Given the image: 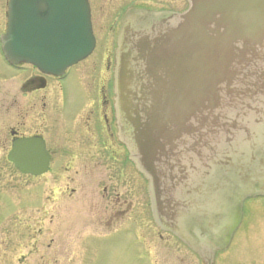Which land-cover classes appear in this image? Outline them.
<instances>
[{
	"label": "water",
	"instance_id": "1",
	"mask_svg": "<svg viewBox=\"0 0 264 264\" xmlns=\"http://www.w3.org/2000/svg\"><path fill=\"white\" fill-rule=\"evenodd\" d=\"M189 2L178 25L177 52L157 62L176 61L170 82L142 72L129 78L124 55L117 83L119 113L133 131L127 144L150 182L157 221L195 248L184 238L186 211H192L187 193L194 187L202 193L215 167L233 163L222 154L230 146L246 142L260 149L264 0ZM7 19L1 43L11 65L25 63L60 77L95 48L88 0H9ZM8 160L24 175L37 177L49 169L39 139L15 143Z\"/></svg>",
	"mask_w": 264,
	"mask_h": 264
},
{
	"label": "flooded vegetation",
	"instance_id": "2",
	"mask_svg": "<svg viewBox=\"0 0 264 264\" xmlns=\"http://www.w3.org/2000/svg\"><path fill=\"white\" fill-rule=\"evenodd\" d=\"M114 1L117 3L107 8L109 3L106 6L104 0H88L95 49L88 59L68 69L63 76L44 75L27 64L11 66L2 56L11 73L0 74V151L13 166L8 156L15 143L30 139L43 141L49 156L48 172L40 177H25L61 181L73 193L76 183L104 184L100 188L104 200L100 203L106 206L105 228L112 229L120 220L128 230L134 223L135 161L127 144L133 134L131 122H124L119 113L118 71L125 55L129 78L131 72H142L155 75L161 82L169 81L171 67L178 69L176 61L168 57L167 64L157 62L172 51L177 52L180 17L191 9V4L189 0ZM5 16L3 13L4 19L0 18L1 26ZM5 30L0 31V38ZM67 83H74L69 95ZM130 109L131 102L127 100L126 110ZM248 145L238 142L230 146L229 153L222 152L232 156L233 163L225 168L215 167L202 193L196 187L187 193L185 200L192 211H186L189 218L184 220L185 239L202 248L211 246L214 240L211 212L208 208L202 213L198 210L210 207V201L224 195V187L219 188L218 182L240 184L245 178L260 179L257 170L260 161L254 164L256 146L249 148L252 154L248 160L244 153ZM77 165L89 175L74 171ZM102 169L111 175L107 178L94 175ZM139 175L146 183L147 192L142 208L146 205L149 210V183Z\"/></svg>",
	"mask_w": 264,
	"mask_h": 264
},
{
	"label": "rangeland",
	"instance_id": "3",
	"mask_svg": "<svg viewBox=\"0 0 264 264\" xmlns=\"http://www.w3.org/2000/svg\"><path fill=\"white\" fill-rule=\"evenodd\" d=\"M113 1L104 0V3L106 6L109 3L108 8L117 3ZM6 4L7 0H0L1 20L7 10ZM6 25L5 17L0 31ZM8 73L11 71L5 64L0 49V74L4 76ZM104 76L106 74L103 72ZM73 85L74 83H67L68 95ZM263 128L264 125H261L257 133H264ZM259 142L264 143V136ZM3 156L4 153L0 151V264L210 263L211 260L207 263L200 259L177 237L162 232L154 221L151 207L148 210L143 205L144 209L142 208L147 199L146 183L136 168L133 181V226L126 230L125 222L118 220L112 229H107L104 225L106 206L100 203L103 198L100 188L104 184L85 186L76 183V191L73 193L61 181L54 183L48 178L32 179L21 175ZM84 170L79 165L74 169L82 176L89 175ZM104 170L94 175L102 178L111 175ZM261 171L264 173V168ZM234 186L240 188H235L234 191H241V194L243 191L247 196L254 197L247 200L244 198L249 197L242 195L238 199L235 197L236 205L241 206L236 207V210L235 205H232L234 196L231 195V183H221L222 189L224 187L225 191L226 188L228 190L224 201L222 195L217 197V206H221L227 213L218 214L216 209L215 216H223L221 225L228 230L229 238L227 239L226 231L224 237L219 235L220 230L214 234L220 237V241L225 236L226 239L215 244L217 247L222 245V249L218 251L212 264H264V198L258 196L264 195V181L262 184H254L250 178H245ZM215 208L213 206L214 211ZM211 224L213 228L216 227L215 223Z\"/></svg>",
	"mask_w": 264,
	"mask_h": 264
}]
</instances>
